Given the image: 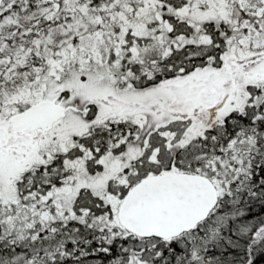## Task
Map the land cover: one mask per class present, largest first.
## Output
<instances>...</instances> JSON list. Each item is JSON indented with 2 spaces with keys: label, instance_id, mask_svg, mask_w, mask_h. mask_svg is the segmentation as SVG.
<instances>
[{
  "label": "snow or ice",
  "instance_id": "obj_1",
  "mask_svg": "<svg viewBox=\"0 0 264 264\" xmlns=\"http://www.w3.org/2000/svg\"><path fill=\"white\" fill-rule=\"evenodd\" d=\"M0 264H264V0H0Z\"/></svg>",
  "mask_w": 264,
  "mask_h": 264
}]
</instances>
